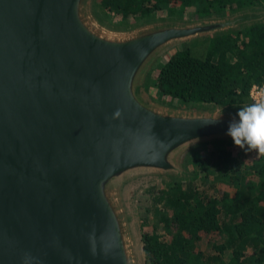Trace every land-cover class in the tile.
Returning <instances> with one entry per match:
<instances>
[{"label":"water","instance_id":"1","mask_svg":"<svg viewBox=\"0 0 264 264\" xmlns=\"http://www.w3.org/2000/svg\"><path fill=\"white\" fill-rule=\"evenodd\" d=\"M235 17L113 32L90 0H0V264H134L113 182L178 172L187 145L229 138L235 118L161 106L144 77Z\"/></svg>","mask_w":264,"mask_h":264},{"label":"trees","instance_id":"2","mask_svg":"<svg viewBox=\"0 0 264 264\" xmlns=\"http://www.w3.org/2000/svg\"><path fill=\"white\" fill-rule=\"evenodd\" d=\"M263 1L100 0L99 6L122 19H142L161 9L208 16ZM257 17L242 14L230 24ZM262 83L264 24L253 23L177 48L156 70L152 86L179 104L235 109L251 103L252 86ZM204 149L193 152L191 164L198 177L212 175L211 187L167 183L157 201L168 210L146 206L141 235L146 264H264V156L237 167L229 150ZM223 235L227 240L220 242ZM198 241L211 251L196 247Z\"/></svg>","mask_w":264,"mask_h":264},{"label":"rangeland","instance_id":"3","mask_svg":"<svg viewBox=\"0 0 264 264\" xmlns=\"http://www.w3.org/2000/svg\"><path fill=\"white\" fill-rule=\"evenodd\" d=\"M100 0H90V13L94 20L104 29L113 31V32H125L143 27L146 25L153 24H164V23H177V24H195L203 21H219L226 18H233L237 15L246 14V13H257L259 17L250 19L246 22L237 23L221 29L220 31L213 32L211 34L202 35L200 37L188 40L187 42L179 43L168 50H166L160 58L154 62L150 68L147 70V73L144 77V90L149 95L155 103L182 111L198 112L205 111V109L211 108L208 105L200 106H191L179 104L175 100L159 94L154 87L152 86V81L155 76L156 70L162 64V62L168 58L171 53H173L177 48H186L193 46L199 41H203L218 33L230 32L236 29H241L242 27L251 25L253 23L264 24V1L256 4L246 6L242 9H239L234 12H223L217 15H208V16H198L193 11L184 13V14H174L170 15L165 9H161L152 15L142 18V19H133L127 18L122 19L114 15L113 12L102 10L99 6ZM189 104H198L189 102ZM243 106L237 107L235 109L227 108H216L218 111H221L225 114L235 117L236 112ZM202 153H210L212 151H218L220 149H227L232 154V162L234 166H241L246 163H251L256 161L259 156L255 152H246L233 144L232 139L229 138H218L213 140H203L192 145H187L181 152L178 161L176 162L179 171L178 172H153L150 169L136 168L127 173H124L123 176L119 177L113 182V185L116 187L117 197L120 203V206L123 210V215L127 223V230L131 241V247L133 252L134 264H146L145 254L143 252V243L141 241V235L143 230H145L146 224L144 218L146 206L153 208L158 206L160 203L157 201L158 197L164 184L172 182H181L184 187H190L195 185H213L212 175L204 176L202 174L198 175L194 172V167L191 164V156L194 151L202 150ZM204 176V177H203ZM222 185V184H221ZM219 187V186H218ZM162 212H166L168 209L159 205ZM148 211V210H147ZM163 230H161L162 232ZM227 236L223 235L220 238V242H225ZM195 246L200 248L204 252H210V244L205 241H198L195 243ZM228 254V250L225 255Z\"/></svg>","mask_w":264,"mask_h":264},{"label":"clouds","instance_id":"4","mask_svg":"<svg viewBox=\"0 0 264 264\" xmlns=\"http://www.w3.org/2000/svg\"><path fill=\"white\" fill-rule=\"evenodd\" d=\"M226 134L236 147L264 156V91L236 112Z\"/></svg>","mask_w":264,"mask_h":264},{"label":"built area","instance_id":"5","mask_svg":"<svg viewBox=\"0 0 264 264\" xmlns=\"http://www.w3.org/2000/svg\"><path fill=\"white\" fill-rule=\"evenodd\" d=\"M261 91H264V83H262L261 85L252 86V88L250 90L251 102H253L255 99H257L258 93H260Z\"/></svg>","mask_w":264,"mask_h":264}]
</instances>
